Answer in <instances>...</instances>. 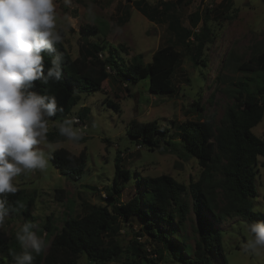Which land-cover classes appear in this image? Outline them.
<instances>
[{"label":"trees","instance_id":"1","mask_svg":"<svg viewBox=\"0 0 264 264\" xmlns=\"http://www.w3.org/2000/svg\"><path fill=\"white\" fill-rule=\"evenodd\" d=\"M129 2L150 22L166 24L172 40L158 48L151 62L145 64L141 54L127 59L120 54L122 49L104 41L99 43L90 40L87 36L99 33L101 29L96 25H81L82 44L77 57L71 55L64 41L56 45L63 54L62 79L48 85L35 82L32 89L41 94L47 92L55 95L58 106L63 107L64 111L58 112L52 121H62L69 116L80 94L106 93L103 87L106 81L117 82L129 92L130 84L149 80L150 93L173 96L177 92L173 82L174 72L183 57L178 50L180 47L193 54L195 68L205 66L201 59L206 36L211 33L207 25L209 13L200 32L196 33V21L192 22L191 28L183 26L176 15L177 4L167 0H160L155 5H150L146 0ZM124 14L120 19L124 18ZM195 16L198 17V14ZM126 22V19H122L119 24L124 25ZM107 46L111 49L109 54L104 53ZM50 59L45 54L46 68L50 66ZM238 70L255 77L238 82L239 90L235 91L238 96L235 94L234 103L226 108L218 124L212 116L204 114L205 107L199 99L191 104L195 120L177 126L178 139L197 159L202 170L198 181L186 185L169 175L144 176L139 179L134 196L121 202L123 183L132 177V171L129 167H123L125 159L119 151L115 158L113 182L105 189V204H85V214L68 218L58 231L48 218L44 229L48 237L53 238L45 255L33 253V264H80L84 255L93 264H108L117 260L124 252L118 241L121 230L133 219L142 222L136 237H145L149 248L135 239L131 258L127 259L126 264H159L165 253H170L180 264H214V260L228 264L222 230L215 222L219 224L229 217H240L247 224L264 221V217L253 211L251 201L258 195L256 182L259 158L264 159V138L253 133V129L264 118V50L254 60L239 66ZM215 83L226 84L225 77L217 75ZM105 102L120 112L118 104L109 99ZM88 114L89 109L83 107L77 117L84 123ZM169 131L159 121L141 122L132 119L128 124L127 137L136 147L140 145L150 151L171 152L175 143L169 137ZM57 134L60 135L58 130ZM47 137L53 138L50 132ZM51 158L62 175L80 178L85 171V149L76 155L60 148L51 153ZM89 188L97 190L96 187ZM64 194L63 189L56 190L59 200ZM186 194L190 203L185 199ZM5 196L10 205V215L6 218L21 215L26 223L31 217L35 193L22 205L24 194L21 189ZM191 212L195 214L197 235L194 245L189 244L188 237L184 235L181 237L183 244H177L172 236L180 232ZM21 251L16 234L4 238L0 232V264H15L13 256ZM148 254L157 259H150Z\"/></svg>","mask_w":264,"mask_h":264},{"label":"rangeland","instance_id":"2","mask_svg":"<svg viewBox=\"0 0 264 264\" xmlns=\"http://www.w3.org/2000/svg\"><path fill=\"white\" fill-rule=\"evenodd\" d=\"M135 1V0H131ZM150 5L160 0H146ZM177 4L176 15L183 26L191 28L192 22L197 26L194 32L199 33L205 17L211 29L206 36V46L201 61L205 66L195 68L192 53L182 47L181 64L176 68L173 76L176 94L173 96L152 94L149 92V80L138 84H130L128 92L125 86L117 82L106 81L104 91L80 94L72 112L66 118H77L83 107L89 109L84 123L74 124V127L86 129L83 141L69 142L57 134L58 125L49 123V131L53 138L47 137L39 147L49 160L44 170H33L21 174L13 183L23 191L21 205L26 203L35 193V203L31 207V217L27 222L34 224L33 231L47 242L45 255L53 236L48 237L44 229L50 218L52 227L58 230L68 218L81 217L85 214V204L104 205L106 188L111 186L115 176V158L118 152L125 159L124 168H130L132 177L123 183L121 202L131 199L138 189L139 179L144 176L169 175L179 182L189 185L191 181H198L201 168L197 159L190 155L178 139L177 126L179 123L194 121L196 115L192 113L191 104L201 100L205 107L204 114L212 116L216 124L222 119L228 106L234 103L235 91L239 81L254 78L253 74L244 73L238 67L257 58L264 50V0H167ZM57 29L61 31L66 48L73 57L78 56L82 44L80 34L81 25H96L101 31L88 35L90 40L109 43L118 47L120 54L130 59L141 54L145 64L151 62L152 55L158 48L166 46L172 36L166 24L150 22L142 16L129 0H56ZM127 11V15H126ZM125 13V14H124ZM196 13L198 17H196ZM126 24H119L122 15ZM193 40V39H192ZM109 54V46L104 49ZM225 77L226 84L216 85V76ZM227 87V88H226ZM109 99L120 107V112L110 107L105 101ZM132 119L141 122L159 121L170 129L168 135L175 143L171 152L150 151L136 146L127 137L128 124ZM174 122V124H171ZM54 133V134H53ZM253 133L264 138V118L253 129ZM65 148L78 155L86 150V168L80 178L62 175L55 167L51 153ZM257 191L252 198L253 211L264 217V159L258 162ZM89 187H96L92 190ZM65 191L62 200L56 197V190ZM185 199L190 203L186 194ZM24 217L15 215L5 218L0 225L3 237L9 238L17 234L24 224ZM222 230L223 245L226 250L228 264H264V248L252 249L246 247L250 236L248 224L240 217H229L217 223ZM142 222L137 219L124 225L118 241L123 248V254L108 264H126L131 258L133 241L146 244L145 237L137 238ZM195 214L190 213L188 220L181 226V230L172 239L177 244H183L181 237L187 236L188 243L194 245ZM56 232H54L55 234ZM155 246V245H154ZM149 248V246H147ZM150 259L154 261L157 257ZM80 264H93L87 256H82ZM159 264H180L170 253H165ZM214 264H221L214 260Z\"/></svg>","mask_w":264,"mask_h":264},{"label":"clouds","instance_id":"3","mask_svg":"<svg viewBox=\"0 0 264 264\" xmlns=\"http://www.w3.org/2000/svg\"><path fill=\"white\" fill-rule=\"evenodd\" d=\"M62 41L56 0H0V225L10 215L5 194L18 191L15 178L48 166L39 146L47 139L49 123L55 122L69 142H78L86 131L74 127L75 117L52 121L64 111L56 96L32 90L35 82L62 79L63 54L56 47ZM45 54L51 57L47 68ZM33 228L26 222L16 234L22 251L14 254L15 264H33V253L40 255L47 247ZM247 231L246 247L264 248V221L248 224Z\"/></svg>","mask_w":264,"mask_h":264},{"label":"built area","instance_id":"4","mask_svg":"<svg viewBox=\"0 0 264 264\" xmlns=\"http://www.w3.org/2000/svg\"><path fill=\"white\" fill-rule=\"evenodd\" d=\"M76 121H77V123H75V124H81L82 123L81 119L78 118V117L76 118ZM140 148H141V146L139 145V146L136 147V150H138Z\"/></svg>","mask_w":264,"mask_h":264}]
</instances>
